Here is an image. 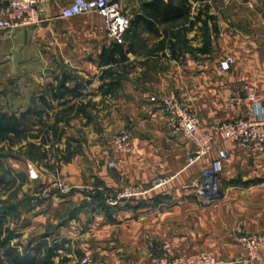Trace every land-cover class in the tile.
Listing matches in <instances>:
<instances>
[{
	"label": "crops",
	"instance_id": "obj_1",
	"mask_svg": "<svg viewBox=\"0 0 264 264\" xmlns=\"http://www.w3.org/2000/svg\"><path fill=\"white\" fill-rule=\"evenodd\" d=\"M72 1L44 5L37 26L0 31V49L13 54L7 66L19 77L23 95L31 98L37 92L50 100L51 86L68 78L71 88L81 85L80 96H69L66 106L54 101L51 112L57 114L74 105L77 109L82 103L86 106L67 128L70 148L78 150L61 171L74 189L55 193L37 208L35 220L54 223L59 229L54 242L70 244L68 257L77 252V263L90 256L95 264H155L157 254L151 246L170 243L173 255L204 251L224 264H264V244L262 259L253 263L241 240L244 235L264 234V151L257 144L243 147L226 140L216 126L246 112L251 104L246 98L248 85L256 89V107L264 108V0L204 2L211 7L209 14L216 18L219 32L216 35L210 22V52L186 51L180 58H174L169 48L159 49L163 25L149 28L143 22L149 18L146 5L157 0H122L132 22L138 18L142 22L132 27L124 47L125 51L132 48L128 60L114 66L121 76L112 92L101 88L111 82L103 78L111 64L104 63L101 55L114 45L106 42L104 19L97 13L63 18L62 9ZM224 6L228 13L222 10ZM201 7L193 1L192 18ZM200 26L188 32L197 50L203 47ZM116 57L121 60V55ZM228 57L235 63L225 71L221 64ZM23 97L20 112L30 106V99ZM175 97L186 101L203 130L229 151L221 191L212 202L202 201L194 185L217 151L198 165H189L196 147L168 127L162 105L165 98ZM122 130L132 134L130 149H119L111 142ZM66 136L58 143L62 153ZM111 161L123 164L110 167ZM158 175L171 178L167 188H152ZM54 177L46 175L42 183L48 185ZM85 182L113 191L138 185L146 192L117 206H95L86 198ZM65 249L62 245L56 258L64 256Z\"/></svg>",
	"mask_w": 264,
	"mask_h": 264
},
{
	"label": "built area",
	"instance_id": "obj_2",
	"mask_svg": "<svg viewBox=\"0 0 264 264\" xmlns=\"http://www.w3.org/2000/svg\"><path fill=\"white\" fill-rule=\"evenodd\" d=\"M57 0H0V31H12L22 27L37 26L41 23L42 7ZM97 13L104 19L105 31L110 42L127 44V35L132 27V19L125 12L122 0H73L61 12L63 18H74L82 15ZM235 63L233 57L226 58L221 68L229 70ZM247 100L251 103L246 112L238 118L217 123V127L224 133L225 139L239 143L243 147L257 144L264 151V108L256 107V89L245 87ZM153 101L156 98L152 99ZM162 105L167 117V125L175 133L183 134L195 145V152L189 159V165H198L202 159L211 155L215 150L210 167L204 170L202 178L194 185L196 195L204 202L214 201L221 191V177L224 172L225 161L229 151L218 144L214 136L203 130L202 123L196 112L186 101L179 97L165 98ZM132 134L129 130H122L112 138V144L119 149H130ZM123 161H111L110 167L121 166ZM28 175L32 181L41 180V171L34 164H29ZM171 182L169 177L156 176L152 180L154 188L166 187ZM73 186L62 181L61 176L55 175L53 182L38 187L31 200V207L37 209L55 193L70 192ZM86 198L95 206H117L123 202L139 199L145 194V189L138 185H127L120 191H113L104 187L87 186L84 188ZM246 245L249 260L257 263L262 259L264 234H249L241 238ZM157 256L155 264H224L208 252H198L188 256L173 255L171 244L152 245ZM81 264H94L90 256L83 258Z\"/></svg>",
	"mask_w": 264,
	"mask_h": 264
},
{
	"label": "trees",
	"instance_id": "obj_3",
	"mask_svg": "<svg viewBox=\"0 0 264 264\" xmlns=\"http://www.w3.org/2000/svg\"><path fill=\"white\" fill-rule=\"evenodd\" d=\"M193 1L200 2L202 7L198 15L192 18ZM207 0H157L149 5H146V16L149 18H143L144 24L149 28L156 27V23L164 26V38L159 44L160 50L169 48L174 58H180L186 51L196 54L200 52L208 54L210 52V46L213 42V36L210 34V22L213 23V30L216 35L219 32V27L216 23L214 15H210L211 7L204 2ZM153 19H152V18ZM151 18V19H150ZM142 22L138 18L135 22H132V27H138V24ZM199 23L202 26L199 27L202 32V43L203 47L198 50L192 46V39L188 38V32L192 31ZM131 27V29H132ZM131 31V30H130ZM130 31L127 35L129 37ZM113 47L101 55L104 63L111 64L110 68L104 71V77H109L111 82L104 83L101 88H106V92H112L117 88V81L120 76L119 71L115 69L119 62L127 61V54L132 52V48L125 51V45L113 43ZM121 55V60L116 55ZM67 76V75H66ZM67 79L64 78L61 83L56 86H51L49 93L51 99L48 100L44 95L39 98L37 105H32L28 110L18 113H8L0 110V143L9 142L10 145H14L17 142H21L26 138L27 133L30 130L28 126L29 119L37 117L40 119L41 124L45 125L43 134L45 138L44 144L46 145L50 132H53L56 136L58 135L60 123L62 122L63 113L71 112L75 109L74 106L60 111L56 114V119L52 125L46 126V117H49L50 112L54 110V101H59L60 106L67 105L69 96L76 98L80 96L81 85L77 84L74 88L67 85ZM86 106L84 103L78 108L79 111H83ZM61 136V134L59 135ZM60 139V137H58ZM57 138V140H58ZM67 153L63 159L69 160L73 153L70 145L67 147ZM75 153V151H74ZM0 157V184L6 183L7 186H15L17 182L16 177L12 169H7L5 163ZM12 175V178L8 180V176ZM15 177V178H14ZM9 186V187H10ZM17 212V205L9 202H2L0 205V249H5V254L10 260L11 264H54V259L60 255L62 245L55 243L49 245L48 241H43L39 245L30 248L27 246L24 251H21L18 246L12 245V238L19 236L18 233L11 232L10 229L5 228L6 219L9 215ZM6 236L3 238V235ZM10 234V235H9Z\"/></svg>",
	"mask_w": 264,
	"mask_h": 264
},
{
	"label": "rangeland",
	"instance_id": "obj_4",
	"mask_svg": "<svg viewBox=\"0 0 264 264\" xmlns=\"http://www.w3.org/2000/svg\"><path fill=\"white\" fill-rule=\"evenodd\" d=\"M225 8L226 6H224L222 10H225ZM226 11L228 13L229 10L227 9ZM128 40L129 39L127 37V41ZM144 40L145 38H141V41L144 42ZM107 41H109L108 38H106V42ZM12 60V53H7V51L4 49H0V110L8 113L20 114L22 113L20 112V104L22 103L21 100L25 99L23 96H25L27 99L30 97V95L22 94L21 87L23 85L21 84L19 77L17 75L11 74V68L7 65H9ZM69 74L73 76L78 75L72 74L70 72ZM32 96L33 97L29 98V107L34 104L37 105L39 98L41 97L37 96V92ZM16 100H18V102ZM93 105L94 108H97L96 103ZM78 113V108L72 110L71 112L63 113L62 128L60 126L61 130L57 136L53 132H50L46 145L44 144L45 138L43 134L45 125L41 124L40 119L35 116L29 119L28 126L30 127V130L27 133L25 139L19 143L17 142L14 145H10L9 142L0 143V157H2L1 159L3 160V163H5L7 169L13 170L14 176L17 180L15 186L13 187L10 185V187L7 186L6 183L0 184V205H2V202H9V204L15 203L17 205V212L7 217L5 228L8 230L10 229L11 232L19 234V236L12 238L11 244L18 246L21 251H24L27 246H30V248L33 249V247L39 245V243L43 241H48L49 245L55 244L53 239L59 232V229L55 228L54 223L51 224L48 222V220L46 222H42L41 224L35 220L37 213L39 212L37 209L31 207V200L34 193L38 190V187L46 186V184L42 183V177H45L46 175L52 174L55 176L59 174L64 183L69 185L71 184L67 182L68 180H65L61 170L63 164L68 161L63 159L65 155L69 153L67 152V147L69 145L71 146V138L68 136L69 130L67 131V128L70 126V121L74 118H77L76 116ZM55 119L56 113L51 112L49 117H46V126L52 125ZM60 134L61 136H59ZM65 134L68 136H66L65 140L67 147L65 148L64 153H62L58 143ZM58 137H60V139ZM81 137L83 138V135L79 138ZM77 150L78 148L74 149L75 152ZM74 151H72V153ZM29 164L36 165L41 171L40 181L35 182L30 179L27 171ZM158 176L166 177L162 175ZM11 178L12 175H9L8 180ZM84 184L86 186L95 185L93 182H85ZM71 186L74 187L73 184ZM167 187L168 186L158 187L156 189H164ZM152 188L154 187L152 186ZM6 234L7 232H5L3 238L6 236ZM62 245H65L66 248L63 253L64 256L56 258L54 260V264H81L83 258H81L78 263L76 262L75 257H80L77 252L72 253L73 256L68 257L71 247L69 246L70 244H63L62 242ZM5 251V249H0V264H11L10 260L5 254Z\"/></svg>",
	"mask_w": 264,
	"mask_h": 264
}]
</instances>
